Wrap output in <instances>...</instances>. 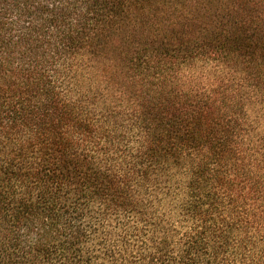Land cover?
<instances>
[{
    "label": "trees",
    "instance_id": "obj_1",
    "mask_svg": "<svg viewBox=\"0 0 264 264\" xmlns=\"http://www.w3.org/2000/svg\"><path fill=\"white\" fill-rule=\"evenodd\" d=\"M0 264H264V0H0Z\"/></svg>",
    "mask_w": 264,
    "mask_h": 264
}]
</instances>
